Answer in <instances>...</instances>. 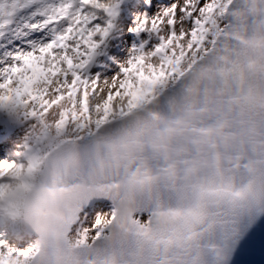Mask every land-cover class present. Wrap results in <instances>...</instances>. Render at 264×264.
<instances>
[{"label": "snow or ice", "instance_id": "6c2138e0", "mask_svg": "<svg viewBox=\"0 0 264 264\" xmlns=\"http://www.w3.org/2000/svg\"><path fill=\"white\" fill-rule=\"evenodd\" d=\"M262 232L264 0H0V264H252Z\"/></svg>", "mask_w": 264, "mask_h": 264}, {"label": "water", "instance_id": "95a60500", "mask_svg": "<svg viewBox=\"0 0 264 264\" xmlns=\"http://www.w3.org/2000/svg\"><path fill=\"white\" fill-rule=\"evenodd\" d=\"M245 262L251 261L252 264H264V232L260 234L257 242V252L253 257H243Z\"/></svg>", "mask_w": 264, "mask_h": 264}, {"label": "clouds", "instance_id": "9594fccd", "mask_svg": "<svg viewBox=\"0 0 264 264\" xmlns=\"http://www.w3.org/2000/svg\"><path fill=\"white\" fill-rule=\"evenodd\" d=\"M105 222L107 223V218L105 217ZM89 239L91 240L92 239V237H89Z\"/></svg>", "mask_w": 264, "mask_h": 264}, {"label": "bare ground", "instance_id": "6f19581e", "mask_svg": "<svg viewBox=\"0 0 264 264\" xmlns=\"http://www.w3.org/2000/svg\"><path fill=\"white\" fill-rule=\"evenodd\" d=\"M5 155H6V153H5Z\"/></svg>", "mask_w": 264, "mask_h": 264}]
</instances>
